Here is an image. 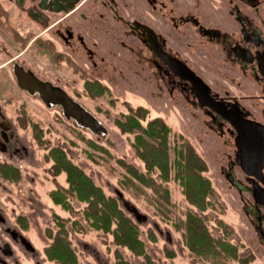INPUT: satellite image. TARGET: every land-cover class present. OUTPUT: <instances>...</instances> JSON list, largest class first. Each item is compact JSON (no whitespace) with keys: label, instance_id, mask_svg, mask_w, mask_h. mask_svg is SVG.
I'll use <instances>...</instances> for the list:
<instances>
[{"label":"rangeland","instance_id":"obj_1","mask_svg":"<svg viewBox=\"0 0 264 264\" xmlns=\"http://www.w3.org/2000/svg\"><path fill=\"white\" fill-rule=\"evenodd\" d=\"M15 2L0 0V5L8 11V15H0V107L5 114L3 119L12 126L9 148L0 149V165L8 163L19 170L17 177L0 172V234L3 241L10 242L16 249L20 261L58 264L46 249L63 231L64 225L65 236L81 264H118V253L134 264H149L142 255L117 244L112 232L91 225L85 215L88 202L81 200L70 187L66 171L57 172L54 151L59 150L106 195L116 197L119 206L139 225L140 237L156 264H264V243L255 232L254 219L244 212L241 197L236 188L225 181L220 163L213 156L221 143L218 134L210 131L204 109L183 100L180 91L171 88L151 62V54L141 59L135 51L120 48V55L105 52L106 63L99 60L98 68L91 67L83 50L71 51L52 33L58 25L47 30L61 13L37 8L38 0H20V9L31 7V17L26 10L18 16ZM39 34L43 39L34 40ZM23 35H28V39ZM48 36L52 42L46 40ZM104 43L113 45L107 37ZM50 47L60 56L51 54L47 50ZM66 48L73 56H64L62 51ZM97 48L104 53L102 46ZM12 59L31 69L40 79L58 85L100 123L91 127L77 121L67 115L59 103L50 105L51 98L24 88L16 80ZM61 59L63 62H59ZM90 71L108 85L104 95L93 97L87 91L86 78L93 76ZM139 105L149 110L142 120L144 125L154 117L163 118L172 134L183 135L206 161L205 174L215 194L209 197L210 204L205 210L201 211L187 199L177 180H163L158 169L149 173L132 145L135 132L123 131L116 123L117 119L125 120ZM123 163L134 165L154 182H140L128 174ZM126 175L132 179L130 183H125ZM59 188L66 194L68 207L55 202L51 195ZM190 210L206 218L214 236L224 234L222 221L229 231L226 236L239 246L238 254L245 261L228 258L214 262L192 252L184 242L183 228H178ZM4 227L21 231L37 254L25 252ZM150 230L156 240L149 236ZM167 249H172L176 256L168 257Z\"/></svg>","mask_w":264,"mask_h":264},{"label":"flooded vegetation","instance_id":"obj_2","mask_svg":"<svg viewBox=\"0 0 264 264\" xmlns=\"http://www.w3.org/2000/svg\"><path fill=\"white\" fill-rule=\"evenodd\" d=\"M14 4L18 16L26 10L31 17V7L20 9V0ZM37 4L45 12L61 13L47 30L58 25L52 33L71 51L83 50L91 67L98 68L99 60L106 63L105 52L120 55V48L135 51L141 59L151 54V62L171 88L204 109L210 131L218 134L221 143L213 156L225 181L241 197L244 212L252 215L255 232L264 243V0H38ZM45 19L49 21L47 15ZM41 35L34 40H42ZM105 37L113 45L102 44ZM46 40L53 41L49 36ZM62 52L73 56L68 49ZM11 62L19 83L21 78L27 86L42 88V93H32L62 92L18 61ZM90 73L88 81L109 88ZM188 73L197 80L183 76ZM4 116L0 107L2 151L9 148L12 134ZM245 134L251 136L253 151L241 138ZM4 228L25 252L37 254L21 231ZM3 240L0 234V264H23L16 249Z\"/></svg>","mask_w":264,"mask_h":264},{"label":"trees","instance_id":"obj_3","mask_svg":"<svg viewBox=\"0 0 264 264\" xmlns=\"http://www.w3.org/2000/svg\"><path fill=\"white\" fill-rule=\"evenodd\" d=\"M0 15H8V11L2 5H0ZM49 49L54 56L59 55L52 47ZM85 85L93 97L102 96L109 89L101 83L91 81H87ZM148 112L145 106L139 105L125 116V120L117 119L116 123L123 131L135 132L132 145L137 155L145 162L149 173L158 169L163 180H177L187 199L201 211L205 210L210 204L209 197L215 194V188L205 174L208 171L206 161L183 135L176 133L173 135L171 127L163 118L154 117L144 125L142 120L146 118ZM54 155L57 172L66 171L70 187L81 200L88 202L85 215L91 225L112 232L117 244L127 246L135 254L142 255L149 264H156L147 253L145 242L140 237L139 225L119 206L116 197L106 195L103 189L95 185L91 177L81 168L68 160L62 151L55 150ZM123 164L128 174L140 182L146 184L154 182L152 177H148L134 165ZM18 171L11 164L0 165V172L4 175L17 177ZM131 180L127 175L125 176V183H130ZM51 195L55 202L65 207L69 206L63 189L53 190ZM220 225L224 227V234L214 236L206 224V218L199 212L190 210L178 228H183L182 236L185 244L198 256L213 259L214 262L228 258L245 261L238 254L239 246L231 243L226 236L229 233L227 226L222 221ZM62 227L63 231L56 235L46 252L51 259H56L58 264H81L65 236L64 225ZM149 236L152 240H156L152 230ZM166 254L168 257L176 256L172 249H167ZM118 258V264H134L119 253Z\"/></svg>","mask_w":264,"mask_h":264},{"label":"water","instance_id":"obj_4","mask_svg":"<svg viewBox=\"0 0 264 264\" xmlns=\"http://www.w3.org/2000/svg\"><path fill=\"white\" fill-rule=\"evenodd\" d=\"M180 64V63H179ZM180 69H182V66L180 64ZM183 76H187L188 78L191 79H195L197 80V77L192 74V73H188L187 75H183ZM26 81H22L20 78V84L28 89L31 92H36V91H40L42 90L41 87H30L27 86L25 83ZM198 84V83H197ZM62 92H60V90H53L51 91V93L48 94H42L44 98L46 99H50L49 103H59L65 113L67 115H72L73 117H75V119L77 121H80L82 123L88 124L91 127H95V123H100L98 120H96L91 113L78 101H76L75 99H73L70 95L67 94V92L61 90ZM42 93V92H41ZM243 135L241 138L245 141L246 143V148L249 149L250 151H253L252 148H256L253 147V141H251V136L250 135ZM248 141V142H247ZM255 146V145H254Z\"/></svg>","mask_w":264,"mask_h":264}]
</instances>
